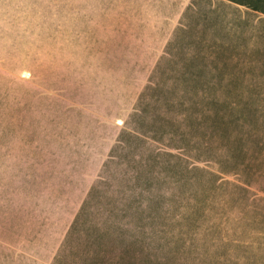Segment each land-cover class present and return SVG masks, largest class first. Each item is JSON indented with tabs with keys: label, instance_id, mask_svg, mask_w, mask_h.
<instances>
[{
	"label": "rangeland",
	"instance_id": "1",
	"mask_svg": "<svg viewBox=\"0 0 264 264\" xmlns=\"http://www.w3.org/2000/svg\"><path fill=\"white\" fill-rule=\"evenodd\" d=\"M132 5L0 0V264H264L259 42L148 55Z\"/></svg>",
	"mask_w": 264,
	"mask_h": 264
},
{
	"label": "crops",
	"instance_id": "2",
	"mask_svg": "<svg viewBox=\"0 0 264 264\" xmlns=\"http://www.w3.org/2000/svg\"><path fill=\"white\" fill-rule=\"evenodd\" d=\"M114 10L117 8L106 9L97 3L87 5V23L103 24L95 19L120 14ZM123 12H130L134 18L117 23L116 29L146 40L148 55H188L189 50L201 48L217 51L205 55H220V48L236 49L235 41L241 39L258 41L264 55V0H133L132 7ZM222 39L228 43H220ZM55 262L49 257L35 264Z\"/></svg>",
	"mask_w": 264,
	"mask_h": 264
}]
</instances>
